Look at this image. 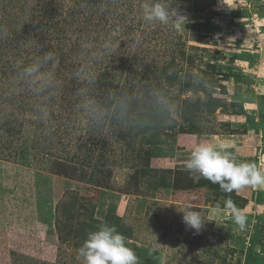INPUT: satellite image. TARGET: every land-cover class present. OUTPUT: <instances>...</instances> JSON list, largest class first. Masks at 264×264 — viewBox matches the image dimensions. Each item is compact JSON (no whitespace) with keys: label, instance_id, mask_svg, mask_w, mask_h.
<instances>
[{"label":"rangeland","instance_id":"1","mask_svg":"<svg viewBox=\"0 0 264 264\" xmlns=\"http://www.w3.org/2000/svg\"><path fill=\"white\" fill-rule=\"evenodd\" d=\"M145 2L0 0V264H82L85 238L70 227L87 234L107 216L122 221L139 264H248L247 250L263 253L264 188L234 191L248 201L241 230L229 210L212 214L225 201L219 184L185 166L209 143L264 171V0H161L186 19L167 25L143 20ZM46 51L60 60L62 89L44 119L17 68ZM107 75L136 93L166 90L175 114L155 125L90 124L76 105ZM193 84L218 100L214 113ZM189 203L207 220L199 234L182 219Z\"/></svg>","mask_w":264,"mask_h":264},{"label":"clouds","instance_id":"2","mask_svg":"<svg viewBox=\"0 0 264 264\" xmlns=\"http://www.w3.org/2000/svg\"><path fill=\"white\" fill-rule=\"evenodd\" d=\"M142 13L144 21L158 22L162 25L185 19L178 15L177 9L172 7V2L162 3L161 0L143 3ZM34 46L40 49L42 47L39 44ZM111 46L110 43L104 45L105 48ZM90 59L94 60L95 56ZM59 65V58L53 52L46 51L33 57L28 63L20 64L17 68L18 82L38 98L39 111L44 119H47L48 114L43 105L54 99L62 89V81L57 73ZM84 71V68H80L75 70V74L79 77ZM199 82L198 80L197 83ZM89 83H94L93 77H89ZM76 110L85 114L90 124L102 128L110 122L142 126L153 118L170 121L177 106L167 91L161 88H150L142 93L110 92L104 96H98L89 89L82 94ZM185 167L194 180L207 179L219 184L220 189L227 193L245 187L264 188V171L254 162H237L225 148H217L209 143L197 145L191 151ZM226 209L230 211L235 225L241 230L245 229L247 217L233 201H226ZM220 211L221 206L217 204L212 214L216 215ZM180 212L183 213L182 219L186 227L194 229L199 234L207 221L201 213L194 210L190 203L185 204ZM78 258L81 259L82 264H139L138 256L127 246L125 237L114 225L107 224L87 234V238L79 248Z\"/></svg>","mask_w":264,"mask_h":264},{"label":"trees","instance_id":"3","mask_svg":"<svg viewBox=\"0 0 264 264\" xmlns=\"http://www.w3.org/2000/svg\"><path fill=\"white\" fill-rule=\"evenodd\" d=\"M93 1H97V0H82V2L84 3H91ZM103 80H102V76L100 78H96V87L94 88V93L97 94L98 96H104L110 92H119V91H129V92H134L132 87H129V88H123V87H120L119 85H117L116 87H114V84L113 82L109 79V75H107L106 77L103 76ZM177 78V76H176ZM204 82H209L206 80V78L202 79ZM171 83H173V80L171 81ZM200 84V85H195L193 84L191 87H194V89L198 88L200 89V87L206 92L209 94V97H210V93L208 92V90L206 88H204V86ZM150 88V86H149ZM209 100L211 101L210 103H206V105L204 104V112L206 111V113H209V114H212L214 113V111L216 110L217 108V105H218V100H213L211 97L209 98ZM241 108H243V106H240ZM195 110V109H194ZM199 111H203L201 110V108H197L196 109V112L197 113H200ZM243 112V110H242ZM244 113V112H243ZM193 115H194V111L191 113L190 116H183L184 119H186L187 121H190V122H193ZM159 120V119H158ZM157 122V121H156ZM150 124H153L155 125V122L153 119H150L149 121V125ZM7 125V124H6ZM6 125H2L1 124V120H0V129L4 126L6 127ZM148 125V126H149ZM199 131V130H198ZM201 131V130H200ZM191 132V131H190ZM192 134L195 133V132H191ZM156 137L151 139V140H148V143L150 145H156V144H159V141L156 140ZM169 187V185L167 186ZM186 189H190V188H196V185L194 183H192L191 185L190 184H187L185 186ZM217 197L220 199V198H223L225 201L223 202V204L221 205V209L223 210H227L226 209V204L225 202L228 201V200H231L234 202V204L240 209V210H244L248 204V201L246 199H244L242 196L238 195L237 192H234L233 194H228L227 192H220L218 191L217 192ZM107 221H108V224L109 226H115L117 231L121 234L123 233L122 235L127 238V239H131V236L130 234L126 233L124 230L122 231V221L121 220H116L114 219L113 221H110V217L107 216ZM107 224V225H108ZM94 228L93 229H98L99 226L97 225H93ZM262 228L260 226V236H259V239H258V245L260 246L262 241H263V237H261L262 235ZM92 229V228H91ZM92 232V231H91ZM262 232V233H261ZM89 233V232H88ZM87 233V234H88ZM87 234H85V229L82 228V229H76L75 228H72L70 227V231H69V236H73L74 238L78 239L81 235H83V237L86 239L87 238ZM257 245V244H256ZM256 247V246H255ZM261 247V246H260ZM263 250H264V246H262ZM264 253V251H263ZM263 253H261L263 255ZM259 252H257L255 249L252 250H247V254L245 255V258L247 260V263L248 264H264V255L262 256Z\"/></svg>","mask_w":264,"mask_h":264}]
</instances>
